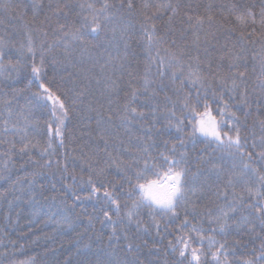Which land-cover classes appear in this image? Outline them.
Segmentation results:
<instances>
[{
	"label": "snow or ice",
	"instance_id": "snow-or-ice-1",
	"mask_svg": "<svg viewBox=\"0 0 264 264\" xmlns=\"http://www.w3.org/2000/svg\"><path fill=\"white\" fill-rule=\"evenodd\" d=\"M182 7L0 0V16L17 21L14 32L24 37L18 47L13 35L0 37V85L10 90L0 89V199L23 190L13 179L19 157L29 166V202L55 207L53 223L72 228L86 215L89 227L111 228L109 245L151 238L148 256L156 259L134 255L123 264H264V0ZM108 33V47L91 45ZM85 63L99 68L84 78L101 86L103 103L69 71ZM60 73L67 75L57 82ZM22 76L37 90L20 106L9 81ZM78 109L87 123L70 135ZM34 114L48 117L42 128ZM85 201L94 215L75 212ZM8 244L13 251L0 253V264H38L35 256L17 259V242ZM124 251L140 253L141 245ZM106 255L99 249L79 264H118Z\"/></svg>",
	"mask_w": 264,
	"mask_h": 264
},
{
	"label": "trees",
	"instance_id": "trees-1",
	"mask_svg": "<svg viewBox=\"0 0 264 264\" xmlns=\"http://www.w3.org/2000/svg\"><path fill=\"white\" fill-rule=\"evenodd\" d=\"M13 3L17 0H12ZM25 5H31L33 0H22ZM48 0H44L46 4ZM71 2L76 3L77 0H71ZM183 7L181 12L183 13L184 8L191 6L193 9H196L197 5H207L209 3L214 5H220L223 3L229 2V0H177ZM23 9H20L16 12V15H20L23 12ZM203 11V7L199 9ZM215 11V10H214ZM43 17H41L42 19ZM0 19H3V24H0V37H5L8 35L14 36V43L18 47L20 42L23 41V34L14 29H19L20 24L13 20L9 21L6 17L0 16ZM26 20L32 19V12L29 9L27 11ZM167 22V17L162 21H158L159 26H163ZM111 34L108 33L107 36L101 34L98 38L92 39L90 41L91 45L103 44L105 47H108V39ZM131 49L134 51H139V45L142 43V34L133 35L132 39L129 41ZM103 52V49H100ZM109 51H112L109 48ZM93 56L96 55L95 51L91 53ZM113 54H115L113 52ZM74 56L79 59V54L74 53ZM144 59L141 57V70L143 68ZM92 68V65L85 63L83 65H78L77 67L69 69V71L74 73V77L79 75L77 83L88 85L91 89L93 95L96 99H99L103 103V98L100 95L101 86L97 85L95 80H92L91 84L84 77L91 76L93 73H98L99 68L89 71ZM60 75H67V73H60L56 76V81L59 82ZM119 75V73H117ZM52 72L49 69V78H51ZM115 78V77H114ZM15 74H13V80H15ZM125 79H127L125 77ZM12 85V88L20 90L21 95L19 96V105L23 106L25 104L24 97L29 95L30 92H35L37 90L36 85H28V80L23 76L20 77L18 82L13 83L9 81ZM65 88L71 87L69 84L64 85ZM0 89H3V86L0 85ZM5 91H10L9 89H3ZM87 104V101H86ZM82 106V107H86ZM99 107V105H96ZM36 116V121L39 123L41 128L44 125V119L48 117L45 116L44 119L39 117V114H34ZM93 117L95 113H92ZM87 121H82L81 113L78 109L76 113L71 114L70 122L67 126L68 133L75 134L80 136V130L83 127V124ZM91 126L95 127V120L91 122ZM86 140L87 137H84ZM198 148H202L203 145H198ZM62 151V150H61ZM189 151L192 155H195V152L192 151L191 145H189ZM3 160H0V168L3 167ZM13 163L15 164V169L13 171V179L17 176L20 177L21 185L23 190L15 191L13 194L8 195L7 200L0 199V253L7 250L9 254L12 253V246L8 244L9 240H14L17 242L16 248V258L20 260H26L30 257L35 256L38 264H79V261L88 259H95L94 253L99 249H103L107 254L106 259H112L118 262V264H123L124 261L130 260L134 255H138L139 258L143 261L146 258L156 259L157 257H149L148 253L153 248V244L150 237H143V239L149 240L147 247L143 246V239L136 240H124L121 238L119 241L113 239L111 245H109V235L111 233L110 227L101 226L98 222L94 221V227L88 226V217L86 215H81L80 219L76 221L72 228L67 227V225H58L52 222L51 217L53 213L57 211L55 207H51L47 203H43V207L34 206L29 202V193H28V184L27 180L30 177L25 176V169L29 166L24 164V160H21L19 157H13ZM24 165L22 168L21 166ZM79 170L77 169V172ZM70 183V181H68ZM57 188H60V184L57 183ZM14 196L19 197V199H14ZM8 201H12L11 204ZM69 204L72 203L71 200L68 201ZM87 211L89 214H93L92 203L85 201L82 205H78L75 209L77 214ZM59 219V217H57ZM134 243L141 245V252L136 254H129L124 251V247L127 243ZM5 245H8V248L5 249ZM23 245L21 249L20 246ZM160 247V245H156ZM84 253H87L85 257ZM164 254L160 253L159 258L163 260Z\"/></svg>",
	"mask_w": 264,
	"mask_h": 264
}]
</instances>
